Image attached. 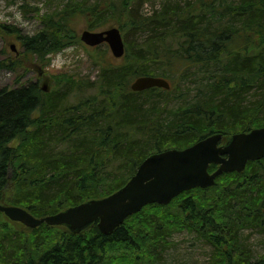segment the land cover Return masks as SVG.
<instances>
[{"label": "trees", "instance_id": "16d2710c", "mask_svg": "<svg viewBox=\"0 0 264 264\" xmlns=\"http://www.w3.org/2000/svg\"><path fill=\"white\" fill-rule=\"evenodd\" d=\"M138 1L67 0L41 14L24 3L23 13L39 19L37 32L0 24L43 68L48 53L80 44L73 15H85L89 28L114 22L125 39L117 64L107 49L85 48L98 67L93 80L59 72L48 91L37 80L0 88V203L54 214L114 192L151 153L264 126V0H163L146 15ZM142 75L171 87L131 91ZM187 78L195 88L176 95ZM73 93L87 94L68 102ZM246 229L264 234V156L207 189L147 204L108 234L96 222L79 232L45 223L29 230L0 212V264H160L184 230L211 245L209 264H264V253L253 257L243 242Z\"/></svg>", "mask_w": 264, "mask_h": 264}, {"label": "water", "instance_id": "95a60500", "mask_svg": "<svg viewBox=\"0 0 264 264\" xmlns=\"http://www.w3.org/2000/svg\"><path fill=\"white\" fill-rule=\"evenodd\" d=\"M80 38L90 46L107 42L115 57H120L124 52V40L115 26L101 31L84 29ZM130 87L133 91L150 87L168 89L170 84L165 78L143 75L135 78ZM220 139L221 133H214L183 149L172 148L152 153L113 193L86 200L55 214L35 217L25 208L2 203L0 212L7 220L19 222L30 230L46 223L51 226L64 225L69 231L79 232L97 221L100 231L108 234L144 205H166L184 190L209 188L221 173L240 172L248 161L264 156V126L233 133L225 144H219ZM210 164L217 165L212 172L208 170Z\"/></svg>", "mask_w": 264, "mask_h": 264}, {"label": "rangeland", "instance_id": "374dc122", "mask_svg": "<svg viewBox=\"0 0 264 264\" xmlns=\"http://www.w3.org/2000/svg\"><path fill=\"white\" fill-rule=\"evenodd\" d=\"M67 0H0V13L13 16L14 11L21 10L20 6L24 3L38 7L40 14L49 13L52 10L61 7ZM94 0H90L92 2ZM163 0H139L136 4L139 13L149 14L153 8H157ZM6 9H11L5 11ZM23 13V11H22ZM23 19L27 22L26 26L18 25L15 20L12 22H3L15 26L20 34H33L41 28L38 17L31 12L23 13ZM70 27L74 30L77 38L81 30L87 28V17L83 14H76L70 17ZM115 25L114 22L103 26L108 27ZM133 38L132 36L128 37ZM72 47H66L62 52L67 59V64L60 70H50L51 62L45 67H41L35 63L29 55L22 53L19 40L14 35H6L0 33V64L9 63L10 61L17 62L14 69L5 68L0 65V88L3 86L15 87L21 82L37 80L41 87L47 91L55 87V79L52 74L64 72L66 74H73L76 76L89 77L91 80L95 79L98 74V67L91 61L87 54V50L79 44H73ZM13 47V49H12ZM107 46L102 44L98 47V51L106 50ZM91 51V50H90ZM95 50L93 51V55ZM110 51L106 52V56H110ZM111 64H117L120 59L110 58ZM19 62V65H18ZM195 84L192 79L187 78L178 83L177 95L179 91L193 90ZM87 93H73L68 98V102H74L78 98H83ZM75 95V96H74ZM176 100L173 98L168 101L173 105ZM243 242L250 248L253 257H257L264 253V234L257 230L246 229L241 236ZM172 246L163 254V259L160 264H209L211 245L204 240H199L193 232L180 231L174 233L170 238Z\"/></svg>", "mask_w": 264, "mask_h": 264}, {"label": "clouds", "instance_id": "9594fccd", "mask_svg": "<svg viewBox=\"0 0 264 264\" xmlns=\"http://www.w3.org/2000/svg\"><path fill=\"white\" fill-rule=\"evenodd\" d=\"M8 10H11V9H6L5 11H8ZM13 20H15V22L21 26H26L27 24V22L23 19V13L21 10L14 11L13 16H7V15L0 13V21L12 22ZM49 56L51 59V64L49 66L50 70H60L68 62L63 53H50Z\"/></svg>", "mask_w": 264, "mask_h": 264}, {"label": "bare ground", "instance_id": "6f19581e", "mask_svg": "<svg viewBox=\"0 0 264 264\" xmlns=\"http://www.w3.org/2000/svg\"><path fill=\"white\" fill-rule=\"evenodd\" d=\"M17 33V32H16ZM113 193V192H112ZM111 194V193H110ZM57 213V212H56ZM55 214V213H54ZM50 215V214H49ZM34 216V215H33ZM46 216V215H45ZM36 217V216H35ZM43 217V216H42Z\"/></svg>", "mask_w": 264, "mask_h": 264}]
</instances>
